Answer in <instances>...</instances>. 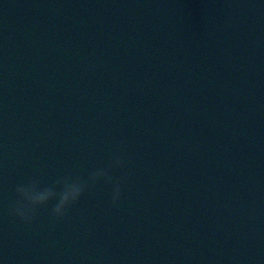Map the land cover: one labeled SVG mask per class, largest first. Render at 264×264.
I'll use <instances>...</instances> for the list:
<instances>
[{
    "label": "water",
    "instance_id": "water-1",
    "mask_svg": "<svg viewBox=\"0 0 264 264\" xmlns=\"http://www.w3.org/2000/svg\"><path fill=\"white\" fill-rule=\"evenodd\" d=\"M0 264H264V0H0Z\"/></svg>",
    "mask_w": 264,
    "mask_h": 264
},
{
    "label": "clouds",
    "instance_id": "clouds-1",
    "mask_svg": "<svg viewBox=\"0 0 264 264\" xmlns=\"http://www.w3.org/2000/svg\"><path fill=\"white\" fill-rule=\"evenodd\" d=\"M122 161L119 157L113 159L107 168H98L92 171L87 180L78 176L66 175L57 179L50 186L41 187L34 179H29L17 185L15 192L17 199L11 206V213L24 223H31L37 208L47 205L50 201L56 203L51 209L54 218H62L66 210L76 204L89 186H95L103 181L112 185L111 204L116 206L121 198V181H114L109 175L111 168H121Z\"/></svg>",
    "mask_w": 264,
    "mask_h": 264
}]
</instances>
